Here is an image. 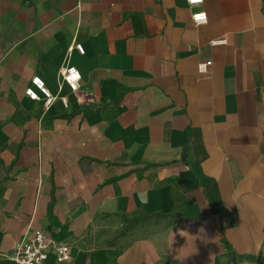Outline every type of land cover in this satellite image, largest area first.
<instances>
[{"label": "crops", "instance_id": "crops-1", "mask_svg": "<svg viewBox=\"0 0 264 264\" xmlns=\"http://www.w3.org/2000/svg\"><path fill=\"white\" fill-rule=\"evenodd\" d=\"M0 124V264L36 229L44 264H264V0H0Z\"/></svg>", "mask_w": 264, "mask_h": 264}, {"label": "built area", "instance_id": "built-area-1", "mask_svg": "<svg viewBox=\"0 0 264 264\" xmlns=\"http://www.w3.org/2000/svg\"><path fill=\"white\" fill-rule=\"evenodd\" d=\"M203 0H187L190 6L201 4ZM191 23L194 26L204 24L207 21V14L204 11H196L191 13ZM223 38L214 39L210 42L211 45L223 44ZM72 48L80 53H84L81 44H75L68 48ZM211 62H203L198 64L197 71L200 74L206 73ZM81 74L75 66L63 67L58 76V88L61 89L66 85L69 90L77 91L80 85ZM24 95L32 101L41 102L43 111H47L52 104L58 99L46 87L44 81L33 76L30 79L29 85L24 89ZM63 106H66L67 101L64 97L59 98ZM49 253H53L57 263H68L72 259L71 246L68 243L60 242L51 238L45 231L36 229L26 240H22L17 244L12 259L14 264H44Z\"/></svg>", "mask_w": 264, "mask_h": 264}, {"label": "trees", "instance_id": "trees-1", "mask_svg": "<svg viewBox=\"0 0 264 264\" xmlns=\"http://www.w3.org/2000/svg\"><path fill=\"white\" fill-rule=\"evenodd\" d=\"M0 129H1V124H0ZM174 192H175V188L173 187L172 193L174 194ZM174 220L175 218L168 213H163L159 211L152 212L150 214L141 216L137 218L136 220L130 221L126 225L122 226L119 229V231L116 233V235L107 242V244L109 245L113 244L119 237L126 235L128 231H130L137 225L145 223L147 221H152V222L166 221V225L169 226L173 224Z\"/></svg>", "mask_w": 264, "mask_h": 264}, {"label": "rangeland", "instance_id": "rangeland-1", "mask_svg": "<svg viewBox=\"0 0 264 264\" xmlns=\"http://www.w3.org/2000/svg\"><path fill=\"white\" fill-rule=\"evenodd\" d=\"M98 242V241H97ZM102 243V241L100 240L98 243H96V245H100Z\"/></svg>", "mask_w": 264, "mask_h": 264}]
</instances>
